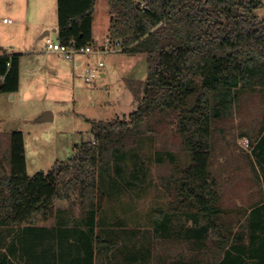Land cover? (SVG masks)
<instances>
[{"label": "trees", "instance_id": "obj_1", "mask_svg": "<svg viewBox=\"0 0 264 264\" xmlns=\"http://www.w3.org/2000/svg\"><path fill=\"white\" fill-rule=\"evenodd\" d=\"M56 4L58 41L92 46L96 0ZM262 7L260 0H109L106 40L118 44L119 53L146 57L145 81L131 86L137 107L127 120H89L90 138L75 147L72 157L32 176L26 173L23 134L9 133L10 171L0 176V264L112 263L115 232L99 214L103 195H115L121 186L109 171L113 168L117 178L130 171L125 183L135 185L139 169L132 154L133 168L126 164L128 147H138L144 123L169 114L189 162L182 169L175 166V176L163 180L181 210L171 206L158 212L153 231L160 238L171 237L180 211L191 255L169 261L160 257L155 264H264V200L226 222L210 170L211 136L223 118L225 95L264 80V19L255 14ZM19 57L0 53V93L18 90ZM263 153L264 134L253 150L260 165ZM261 170L255 181L262 182L264 191L263 165ZM73 192L84 217L70 226L35 225L48 218L55 200L70 201ZM24 223L28 226L22 228ZM54 245L57 253H51ZM148 256L147 251L126 261L148 264Z\"/></svg>", "mask_w": 264, "mask_h": 264}, {"label": "rangeland", "instance_id": "obj_2", "mask_svg": "<svg viewBox=\"0 0 264 264\" xmlns=\"http://www.w3.org/2000/svg\"><path fill=\"white\" fill-rule=\"evenodd\" d=\"M260 1L264 5V0ZM27 11L30 22L52 19L54 26L57 25L56 0H0V53L20 54L21 62L22 40L29 31L22 26ZM255 14L259 19H264V7L257 9ZM3 18L11 19L12 23L4 24ZM109 23V0H97L93 15L97 39H105ZM54 28L48 30L53 38ZM42 33L28 40L34 39L28 51H45L44 41L39 39ZM136 56L131 59L119 53L100 55L91 67L101 61L109 76L99 86V93L94 88L98 78L86 81L87 71L83 67L75 73V76L78 73L76 89L72 88L69 78H56L46 83L45 87L41 86L38 93L59 92L52 95L62 103L54 108L57 116L53 121H36L39 111L26 114L22 120V106L11 108L9 112L4 110L7 121L0 124V176L10 171L9 133L13 131L23 134L26 173L32 176L39 171H48L55 161H66L72 157L75 147L90 138L89 120H127L136 109L137 100L130 89V81L122 79L123 74L131 68L126 61L135 60V80H131L134 87L146 78V57L143 54ZM61 62L68 63L66 60ZM138 96H141V91ZM225 96L227 105L223 118L215 124V132L211 136L210 170L220 193L219 203L227 216L225 220L234 222L238 214H248L252 205L264 200L263 184L255 181L257 172L262 174L264 162L258 164L253 155L256 144L264 134V80L245 89L231 90ZM137 144L138 147H128L126 164L133 168L129 162L132 154L137 161V175L142 183L136 181L135 185L128 186L125 181L130 171L126 176L123 173L121 178L113 174V168L109 171L121 188L115 189V195L102 197L103 211L99 217H105L115 232L117 242L114 257L111 258L113 262L108 263L103 259V263L143 264L140 260L127 262L126 258L139 253L147 255V251L148 264H155L160 257L168 261L180 256L188 258L191 249L182 235V226L186 222L180 211L173 222L171 237L160 238L153 231V220L158 212L167 211L171 206L182 208L175 205L174 193L164 187L166 183L163 181L175 176V166L182 169L189 162L188 152L175 132V118L169 114L144 123L137 136ZM67 202L63 206L72 205L76 215L84 214L77 192L71 193ZM189 224L194 226L191 222Z\"/></svg>", "mask_w": 264, "mask_h": 264}, {"label": "crops", "instance_id": "obj_3", "mask_svg": "<svg viewBox=\"0 0 264 264\" xmlns=\"http://www.w3.org/2000/svg\"><path fill=\"white\" fill-rule=\"evenodd\" d=\"M97 1V0H96ZM96 5V4H95ZM95 9V7H94ZM94 15V12H93ZM29 12L27 11L25 17L22 19V26L26 27L29 31L26 33V37L22 40V62L21 57H19L18 62V90L14 93H0V124H2L6 120V113L4 110H9L12 108H17L22 106V120L27 116L26 114L32 113L35 114L39 111V117L48 112L50 113L51 120L53 121L57 114L54 108L56 106L61 105V101L58 98L52 97L53 94L58 95V90L53 93H38L40 87H45V84L48 82H52L53 79H67L69 78L71 81V86L73 89H76V81L77 75L75 76L76 70L84 68L85 72L91 67L94 62L99 60L100 55H104L102 53H94L89 56H75L73 60L68 61V63H62L61 60L65 61V59L57 53L46 52V51H28L29 48L33 44V40L29 41L32 37H36L39 33L49 30V28L55 27L54 33L56 37L57 33V25L54 26L52 19L50 20H37L34 22L29 21ZM110 24V23H109ZM108 29L105 33V39L99 40L96 38L94 34V26H93V18H92V48L97 49L105 42L106 36L108 33ZM30 36V38H29ZM40 39V37H39ZM7 53V52H6ZM119 53V52H114ZM7 54H16V53H7ZM122 54V53H119ZM125 55V54H124ZM21 56V55H20ZM131 59H135L137 56H128ZM139 61V60H138ZM133 62L135 60L126 61L127 66L130 65L128 71H126L122 77V79H128L130 82V89L132 86V82L135 80L134 71H133ZM104 68V67H103ZM99 69L98 76H96L97 82L95 83L94 88H96L97 93L100 92L99 86L106 82V78L109 76L108 73L105 72V69ZM96 77L94 79H96ZM86 81H90L91 79L88 76L85 77ZM93 79V80H94ZM60 81V80H59ZM47 87V86H46ZM22 92V95H21ZM50 95V96H49ZM49 96V97H48ZM99 106H102L100 102H98ZM4 113V115H2ZM31 114V115H32ZM38 117V118H39ZM36 119V121L38 120ZM24 139V137H23ZM66 200H55L52 206L49 208L48 218L42 222L35 223L36 226L51 229L56 228L58 222H64L66 225H71V221L76 218L84 217L83 215H76L73 211V208L70 206H63L66 204ZM61 203V204H60ZM72 203V202H70ZM60 204V206H59ZM68 204V202H67ZM105 217L101 216L103 220ZM104 221V220H103ZM28 226V223H24L22 228ZM98 230V229H97ZM52 244V243H51ZM51 253H57L56 245H54ZM23 264V262H22ZM54 264H57V260Z\"/></svg>", "mask_w": 264, "mask_h": 264}, {"label": "built area", "instance_id": "obj_4", "mask_svg": "<svg viewBox=\"0 0 264 264\" xmlns=\"http://www.w3.org/2000/svg\"><path fill=\"white\" fill-rule=\"evenodd\" d=\"M2 22L4 24H11L12 20L8 18H3ZM44 49L46 52H52L60 54L65 60L71 61L75 56H88L94 53H114L120 50L118 44L112 45L107 40L100 46V48L93 49L91 45L85 47H74L70 45L62 44L58 41L56 37H52L50 32L43 38ZM104 64L98 61L95 66L89 67L87 70V76L89 79H94L97 76L99 69L103 68Z\"/></svg>", "mask_w": 264, "mask_h": 264}, {"label": "water", "instance_id": "obj_5", "mask_svg": "<svg viewBox=\"0 0 264 264\" xmlns=\"http://www.w3.org/2000/svg\"><path fill=\"white\" fill-rule=\"evenodd\" d=\"M52 32H54V30H53ZM48 34H49V31H48V30L44 31V32L40 35V39H43V38H44L46 35H48ZM48 120H51V118H50V113L46 112V113L42 114V115L38 118L37 121H48Z\"/></svg>", "mask_w": 264, "mask_h": 264}]
</instances>
